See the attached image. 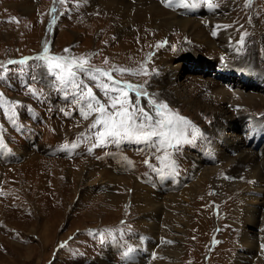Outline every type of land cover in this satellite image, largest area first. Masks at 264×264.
I'll use <instances>...</instances> for the list:
<instances>
[{
  "label": "rangeland",
  "instance_id": "obj_1",
  "mask_svg": "<svg viewBox=\"0 0 264 264\" xmlns=\"http://www.w3.org/2000/svg\"><path fill=\"white\" fill-rule=\"evenodd\" d=\"M233 1L235 17L221 16L230 48L213 43L214 57L192 36L182 44L177 30H159L167 14L144 13L146 29L135 30L140 7L125 0H0V62L8 69L0 70V264H264V197L257 198L264 161L251 166L247 156L264 152V107L241 110L211 94L213 84L242 76L264 94V0ZM224 2L198 3L186 15L203 17ZM108 3L119 8L111 17L90 15ZM45 46L49 55L127 69L112 75L143 86L129 93L130 102L146 90L191 122L189 135L193 125L202 135L159 150L94 146V137H83L97 114L85 119L75 95L39 66ZM24 58L32 59L7 64ZM137 69L148 75L131 74Z\"/></svg>",
  "mask_w": 264,
  "mask_h": 264
},
{
  "label": "snow or ice",
  "instance_id": "obj_2",
  "mask_svg": "<svg viewBox=\"0 0 264 264\" xmlns=\"http://www.w3.org/2000/svg\"><path fill=\"white\" fill-rule=\"evenodd\" d=\"M59 3H67L68 0H58ZM171 6L172 0H163ZM213 6V0H187L182 4L183 7H195L197 4ZM250 0H246V5ZM57 9H52L56 13ZM15 20V18H13ZM53 23L55 17H53ZM51 30V29H49ZM215 34V33H214ZM239 43L244 44L242 36ZM65 49V52H68ZM8 60L7 64L26 65L28 60ZM48 75L52 76L55 83L60 87L69 90L66 94H74L77 103L80 105L81 114L85 119L91 113H96V119L89 126L91 135H85L83 139L94 140V146H107L109 144H119L121 142H130L144 145H151L158 150L161 147L178 148L182 143H192L197 135H202L199 130L192 126L191 135L186 125L191 122L184 117H180L169 108L166 102H157L146 90L136 93V103L130 102L129 93L135 92L136 88H142L136 85L135 88L131 83H125L116 79L112 75L115 71L118 75H123L127 69L114 68L105 70L92 66L89 60L84 57L75 56H57L49 55V49L45 46L43 54L35 57ZM107 63V61H105ZM0 70L7 71L3 62H0ZM148 75L147 69H137L132 72L133 75ZM35 79V77H33ZM87 80L93 81L90 85ZM99 88L103 100L93 91ZM0 96H3L0 93ZM141 97L148 101L149 108L139 103ZM19 103V102H16ZM2 146V141H0ZM77 145L72 144V148ZM65 149L68 145L64 146ZM167 155L163 158L166 167ZM148 163V161H145ZM103 234H101L102 238ZM129 252L132 249H128Z\"/></svg>",
  "mask_w": 264,
  "mask_h": 264
},
{
  "label": "bare ground",
  "instance_id": "obj_3",
  "mask_svg": "<svg viewBox=\"0 0 264 264\" xmlns=\"http://www.w3.org/2000/svg\"><path fill=\"white\" fill-rule=\"evenodd\" d=\"M76 1H79V0H76ZM80 1L84 4L83 0H80ZM107 1H111L113 3L115 2L116 6H119V0H107ZM125 1H128L129 3H131L133 5L136 4V6L140 7L139 9H137L136 25L134 27V29L137 31H140L141 29H142V31H144L146 29L145 25L142 24L143 17H145L144 13H148L150 11H157V12H160L162 14L168 15L164 18H161V21L159 24V30H163L165 33H171L174 30H177L176 33H179L182 37V40H180V42L182 44L187 43L188 42L187 39L190 38L189 36H192L193 38H196L195 40H199L201 42H204L208 46L207 50L209 52H211L212 56H214V57L217 56L216 53L218 52L216 50V46L214 44H219L220 46L227 48V49L230 48V46L227 44L226 40H224L221 37L222 35L224 37L228 36L225 24L226 23L228 24L229 22H226L224 20L225 18L222 19L221 16L224 14H226V15L228 14V17L230 16V21H231L232 17L236 13V10H235V5L237 4L236 1L225 0V2H224L225 4H223L224 6L221 9L219 8L220 9L219 11L209 12V10L205 9V14L202 12L204 14V16L203 17L200 16L201 18L200 17H196V18L188 17L186 15L187 14L186 12L190 11L189 7L185 8L182 5H180V6L176 5V7L173 8L172 5L168 6L167 5L168 3L163 2V0H134V1L133 0H125ZM213 1L214 2H220L222 0H213ZM188 2H190V0ZM111 4L112 3H108L107 5L102 4V6L98 7L97 9H95L93 11H89V13H90V15L91 14L93 15L94 13L97 14V12H98V14L102 15L103 17L104 16H110L111 17L112 12H114V14H115L116 8H117V11L119 10L118 7L113 6ZM214 10H216V9H214ZM224 22H226V23H224ZM103 25H105V24H103ZM199 25L200 26L203 25L204 27L201 31H196L195 29H200ZM106 26L107 25H105L104 27H106ZM119 31H120V29H119ZM122 31H124L125 35H129L131 33L129 31H127L126 28H124V30H122ZM178 31H180V32H178ZM185 31H187L188 33H191V34H187V33H185ZM219 33H220V35H219ZM210 35H215L216 38H218V39L215 42H212V40H210L208 38ZM178 38H180V37H178ZM227 38H229V36ZM191 43H193V42H191ZM165 66H167V64H165ZM168 67L171 68V66H168ZM221 67H222L221 68L222 70L225 68L223 66H221ZM223 77L224 78H227V77L230 78V76H225V75H223ZM240 79H246V77L242 76L241 78H239V80L237 79L238 81L232 78V79H229L228 82H226L225 84L221 83L219 85H215L216 87L213 84L211 86L213 88V90L211 92L212 96L216 97V99L219 102H223V103L226 102L227 104H237L236 106H238L241 110H247L248 109V110L257 111L258 110L257 108H259V107L263 108L264 107V94L262 92L263 90H261L257 86L251 87L250 86L251 84H249L250 81L243 83L242 81H240ZM259 82L262 84L261 79L259 80ZM196 84H199V83L191 84L192 88H196L197 87ZM200 85H201V87H202V85L205 86L204 83L200 84ZM143 103L145 106L148 105L147 102L146 103L143 102ZM240 114H242V113H240ZM263 150H264V147H263ZM234 151H236V150H234ZM250 151H252V150H250ZM247 156L252 157L253 159H252L251 163L253 162L256 165H258L257 162L264 161V152L259 153V155H256V154H253L252 152H250V154H247ZM253 163L251 164V166L253 165ZM247 164L248 163L246 162V165ZM251 166H248V167L250 168ZM263 166H264V164H263ZM257 190L259 191V195L257 196V198L263 199L264 188H263V191H261L260 188H258ZM254 209L255 208H253L252 210H254ZM253 219H251V217L249 218L248 224H247L249 227L246 228L247 231H249L250 235H252L253 232H255V228L257 227L255 225V223L250 222ZM245 238H247V237H245Z\"/></svg>",
  "mask_w": 264,
  "mask_h": 264
}]
</instances>
